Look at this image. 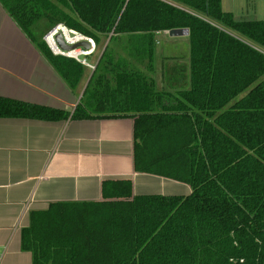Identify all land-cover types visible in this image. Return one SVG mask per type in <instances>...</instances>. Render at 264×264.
<instances>
[{
	"label": "trees",
	"instance_id": "16d2710c",
	"mask_svg": "<svg viewBox=\"0 0 264 264\" xmlns=\"http://www.w3.org/2000/svg\"><path fill=\"white\" fill-rule=\"evenodd\" d=\"M0 3L72 91L91 71L45 36L63 26L104 47L72 114L0 98V118H130L135 172L192 189L139 197L131 180L106 181L99 202L34 211L21 233L33 264H264V21L223 0ZM177 29L189 55H161L160 90L158 37Z\"/></svg>",
	"mask_w": 264,
	"mask_h": 264
},
{
	"label": "crops",
	"instance_id": "0c3cea01",
	"mask_svg": "<svg viewBox=\"0 0 264 264\" xmlns=\"http://www.w3.org/2000/svg\"><path fill=\"white\" fill-rule=\"evenodd\" d=\"M161 35L170 47L188 39ZM155 79L160 90L168 87L165 76ZM86 80L72 91L0 3V98L72 114ZM133 151L130 118H0V264H33L21 247L32 212L52 203L99 202L103 182L131 180L139 197L192 193L188 185L136 173Z\"/></svg>",
	"mask_w": 264,
	"mask_h": 264
},
{
	"label": "rangeland",
	"instance_id": "374dc122",
	"mask_svg": "<svg viewBox=\"0 0 264 264\" xmlns=\"http://www.w3.org/2000/svg\"><path fill=\"white\" fill-rule=\"evenodd\" d=\"M223 10L227 13L234 14V16L237 19L264 21V0H223ZM49 34H47L44 39H46V37ZM69 36L70 37L72 36L73 38L76 37L75 35H72L71 33L69 34ZM167 40L168 39H163V35H160L158 37L159 45L157 47L156 56L160 52L161 53L157 56L155 64L157 66L159 76H164L165 65H167L170 61V60L164 59V57L162 59V56H161L162 54H163V56H167V57H171V58H175V57L178 58L179 56H183L182 59L178 58L179 61H181V63H185V61H187V57L189 55V41H188V39L186 41H182V43H179L177 46L173 45L172 48H169V44L167 43ZM103 49H104L103 46L96 47L93 54L87 58V62L89 64H91L92 66L96 65L98 63L99 57H100ZM82 50H84V49H82ZM60 56H62V55H60ZM171 62H173V61H171ZM92 74H93L92 72H89L86 76L87 80H86V86H84L85 89L89 83V80H90ZM244 95L245 94H243L241 97H243Z\"/></svg>",
	"mask_w": 264,
	"mask_h": 264
},
{
	"label": "water",
	"instance_id": "95a60500",
	"mask_svg": "<svg viewBox=\"0 0 264 264\" xmlns=\"http://www.w3.org/2000/svg\"><path fill=\"white\" fill-rule=\"evenodd\" d=\"M59 28H60V26L55 28L50 33V35L51 36L54 35V40L56 42V45L61 51L67 53V52L75 51V50H78V49H84L85 51H90L91 50L92 46H91L90 42L87 41V40H84V41H82L80 43H77V44H74V45L67 44V41L65 39L64 34L62 32H59ZM73 33H75V32L73 31ZM169 36L171 38L187 37V36H189V30L188 29L172 30V31L169 32ZM45 42H46V40H45ZM47 45H48V43H47Z\"/></svg>",
	"mask_w": 264,
	"mask_h": 264
},
{
	"label": "bare ground",
	"instance_id": "6f19581e",
	"mask_svg": "<svg viewBox=\"0 0 264 264\" xmlns=\"http://www.w3.org/2000/svg\"><path fill=\"white\" fill-rule=\"evenodd\" d=\"M66 29H67V28H66ZM66 29H65V27H63V26H60V28H59V32H63V34H64V36H65V39H66V41H67V43H68L69 45H74V44H77V43H80V42L86 40L84 36L82 37V35L80 36V35H78L77 33H74V34H73V35H75L76 37L73 38V37L71 36V37H72V38H71V37L69 36L70 32H69L68 30H66ZM80 40H81V41H80ZM79 41H80V42H79ZM48 42H49L50 46H51L56 52H58L57 45H56V42H55L53 36L49 35V37H48ZM94 46H95V45H94ZM93 48H94V49H93ZM95 48H96V47H93V45H92V48H91L90 51H85V50H82V49H78V50H75V51H71L70 55H71V56H79V55H83V54L89 55V54H92V53L94 52Z\"/></svg>",
	"mask_w": 264,
	"mask_h": 264
},
{
	"label": "built area",
	"instance_id": "2783aa9c",
	"mask_svg": "<svg viewBox=\"0 0 264 264\" xmlns=\"http://www.w3.org/2000/svg\"><path fill=\"white\" fill-rule=\"evenodd\" d=\"M72 35L74 34L73 33V31H70V30H68ZM63 33V32H62ZM50 35V34H49ZM49 35L46 37V42L48 43V45H49V47H50V49H51V51L55 54V55H62V56H65V57H68V58H72V59H74V60H76L77 62H79V63H81L83 66H85L86 68H88L91 72H93L94 70H95V68H96V65H91V64H89L88 62H87V58L89 57V56H91L92 54H89V55H86V54H83V55H79V56H71L70 55V53L71 52H63V51H61L58 47H57V49H58V52H56L51 46H50V44H49V42H48V37H49ZM53 37H54V35H53ZM87 41H89L90 42V44H91V46L93 45V47H96V45H95V43L91 40V39H88V38H85ZM68 44V43H67ZM95 45V46H94ZM92 48V47H91ZM94 49V48H93Z\"/></svg>",
	"mask_w": 264,
	"mask_h": 264
}]
</instances>
